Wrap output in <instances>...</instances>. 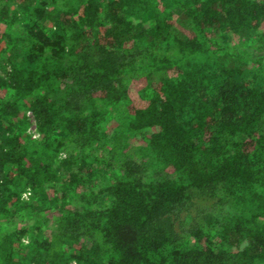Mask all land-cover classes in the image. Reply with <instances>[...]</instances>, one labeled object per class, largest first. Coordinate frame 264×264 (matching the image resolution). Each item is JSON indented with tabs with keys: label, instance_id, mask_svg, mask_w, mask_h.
<instances>
[{
	"label": "trees",
	"instance_id": "trees-1",
	"mask_svg": "<svg viewBox=\"0 0 264 264\" xmlns=\"http://www.w3.org/2000/svg\"><path fill=\"white\" fill-rule=\"evenodd\" d=\"M34 1L0 0V264H264V0Z\"/></svg>",
	"mask_w": 264,
	"mask_h": 264
},
{
	"label": "rangeland",
	"instance_id": "rangeland-1",
	"mask_svg": "<svg viewBox=\"0 0 264 264\" xmlns=\"http://www.w3.org/2000/svg\"><path fill=\"white\" fill-rule=\"evenodd\" d=\"M10 1H11L13 6L20 2L24 9H28L30 11L35 10L36 2L34 0H10ZM161 8H162V6H161ZM48 9H49V7H45L44 16H43V19L45 18V21H44L45 23H50L51 22L45 16V15H47ZM170 10H171L170 13L173 14L172 15L173 20L177 24H181L180 22H183V21H179V19H182V18H181V16L177 15L178 13H176V9L172 8ZM148 17H149V14H145L143 16V19H136V22L141 23L143 20H146ZM177 27L179 28V26H177ZM181 28H182V26L180 27V29ZM263 30H264V20L261 22V24L259 25V27L257 28L256 31L257 32L258 31L261 32ZM211 34H213V36H215V37H220L222 40L230 42V43H236L238 41H245V42L249 43V41H251L250 38H246L245 36L241 35L238 32H231V31H225V30H218V31L212 30ZM8 46H9V43L7 42V40L4 39L3 36H0V70L2 69V67L4 65L8 64L7 63L8 62L7 61V57H6L8 52L10 51ZM145 83H146V80H145V78L143 76L142 77H138V78H133L132 81L130 82L129 87H128V93H129L130 97L132 98L133 104L137 105V104L140 103L141 97L139 96V92H140V89L145 85ZM32 115L28 116V117L26 115L27 123H26L25 132L27 134H29L31 136V138H34V136H32L33 133H37L38 132L39 135L37 137H35V138H38L41 135V132L38 130L36 120H35L34 116H32ZM57 130H58L59 133H61L63 135V137H65V134L62 131L63 128L60 127V128H57ZM144 131H148L149 132V131H151V128H148L147 130H144ZM137 143L138 144H144L143 143V139L140 136L134 135L130 144L136 145ZM67 148L71 149L72 146L67 143ZM134 149L137 150V154H138V148L135 147ZM65 155H66V152L64 150H60V152L58 153V158L59 159L63 158V157H65ZM53 184L54 185H52V184L48 185L46 190H45L48 198L50 196H52V195H58L59 196V195L62 194V192H61L62 190L60 189V186L58 184H55V183H53ZM27 189L28 188H26L25 190H27ZM23 192H22V198H27V197L23 196ZM27 195L29 196L30 194H27ZM224 210H228V212H229V206H225ZM28 239H29V237H28L27 234L22 235V239H21L22 241L26 242V241H28ZM189 240L190 241L185 239L182 242V244L191 245L192 239H189ZM68 264H75V263L72 260Z\"/></svg>",
	"mask_w": 264,
	"mask_h": 264
},
{
	"label": "built area",
	"instance_id": "built-area-1",
	"mask_svg": "<svg viewBox=\"0 0 264 264\" xmlns=\"http://www.w3.org/2000/svg\"><path fill=\"white\" fill-rule=\"evenodd\" d=\"M26 115H27V117H28V116H31V115H32L31 111H30V110H27V111H26ZM32 116H33V115H32ZM38 135H39L38 132L32 134V136H34V138L37 137ZM30 193H31V191H30V189L28 188L27 190H25V191L23 192V196H24V197H28L27 194H30Z\"/></svg>",
	"mask_w": 264,
	"mask_h": 264
}]
</instances>
